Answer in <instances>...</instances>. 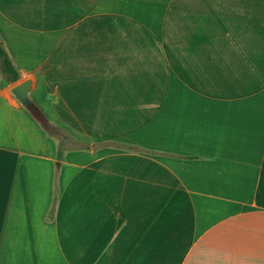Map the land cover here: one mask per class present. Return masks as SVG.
<instances>
[{
	"label": "crops",
	"instance_id": "1",
	"mask_svg": "<svg viewBox=\"0 0 264 264\" xmlns=\"http://www.w3.org/2000/svg\"><path fill=\"white\" fill-rule=\"evenodd\" d=\"M0 43L48 119L129 142L69 162L0 96V264H264V0H0Z\"/></svg>",
	"mask_w": 264,
	"mask_h": 264
},
{
	"label": "rangeland",
	"instance_id": "2",
	"mask_svg": "<svg viewBox=\"0 0 264 264\" xmlns=\"http://www.w3.org/2000/svg\"><path fill=\"white\" fill-rule=\"evenodd\" d=\"M19 79L17 82H20ZM1 87L3 88L0 90V96L3 98V100L6 102V113L7 111H10L11 115L13 116L15 127L17 128V123L19 127V133L23 130L26 132H30V127L27 126V124H24V121L32 122L34 125V130L36 133H40L45 139H51L52 143L55 146L56 150L61 151L65 154V158L69 162H75V163H82L86 162L88 160V157L85 156L84 152L87 150L93 149V151L97 152H103L106 150H120L123 149L124 146L128 145L129 142L127 140H118V141H100V140H85V139H79L74 134L70 133L69 131L65 130L63 127H61L59 124H57L54 121H51L47 118L46 115H44L42 109L40 106H36L38 108H33L30 112L27 108L22 106L17 101H12L8 98V96L5 94V91L11 87V84L8 85L5 80L1 81ZM14 85V83H12ZM33 93V90L31 92V95ZM5 108V107H4ZM36 115H43V123L38 121ZM8 118L10 116H7ZM46 119V120H45ZM127 141V142H126ZM92 143V145H91ZM31 144V142H30ZM69 150L68 152H65Z\"/></svg>",
	"mask_w": 264,
	"mask_h": 264
},
{
	"label": "trees",
	"instance_id": "3",
	"mask_svg": "<svg viewBox=\"0 0 264 264\" xmlns=\"http://www.w3.org/2000/svg\"><path fill=\"white\" fill-rule=\"evenodd\" d=\"M0 74L2 78L9 84L16 82L19 79V74L16 71L8 53L0 43ZM255 203L260 207H264V157L260 170L259 181L255 193Z\"/></svg>",
	"mask_w": 264,
	"mask_h": 264
},
{
	"label": "water",
	"instance_id": "4",
	"mask_svg": "<svg viewBox=\"0 0 264 264\" xmlns=\"http://www.w3.org/2000/svg\"><path fill=\"white\" fill-rule=\"evenodd\" d=\"M33 89H34V83L32 78H26L9 87L5 91V94L8 96L9 99H11L12 101L19 102L22 106H24L31 112L33 108H37L36 103L31 98V92ZM34 117H36L38 121L43 123V119H41L44 117L43 115H36Z\"/></svg>",
	"mask_w": 264,
	"mask_h": 264
}]
</instances>
